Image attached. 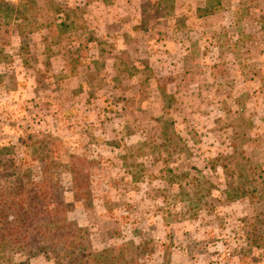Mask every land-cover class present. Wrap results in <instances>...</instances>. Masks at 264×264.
<instances>
[{"label": "rangeland", "instance_id": "1", "mask_svg": "<svg viewBox=\"0 0 264 264\" xmlns=\"http://www.w3.org/2000/svg\"><path fill=\"white\" fill-rule=\"evenodd\" d=\"M31 180L74 249L0 264H264V0H0L7 223Z\"/></svg>", "mask_w": 264, "mask_h": 264}, {"label": "trees", "instance_id": "2", "mask_svg": "<svg viewBox=\"0 0 264 264\" xmlns=\"http://www.w3.org/2000/svg\"><path fill=\"white\" fill-rule=\"evenodd\" d=\"M15 162V160H13ZM22 177H29L28 171L17 172ZM8 177L7 181L12 177L11 175H5ZM31 190H23L17 184H12L5 187L6 197L21 196L25 202H18V208L11 206L8 208L12 213L11 222L7 223V220H3L4 213L8 210L1 211L0 218V244H6L7 246L18 247V249H25L26 251H32V248L38 249V253H43L45 256L55 255L62 257L68 255L73 251L74 244L70 238L65 237V233L68 230L66 219L60 217V212H55L51 216L50 207L43 204L40 195V183L30 181ZM44 185V184H43ZM31 192V193H30ZM5 193H0V197H3ZM29 200V202H28ZM41 201V202H39ZM6 207V205H3ZM8 219V218H7ZM6 221V222H5ZM4 223V226L1 224ZM56 229V230H54ZM54 230V231H52ZM58 232V233H57ZM57 233V236L54 234ZM91 256L88 258L90 259ZM103 257H96L92 260H86L85 264H101Z\"/></svg>", "mask_w": 264, "mask_h": 264}]
</instances>
